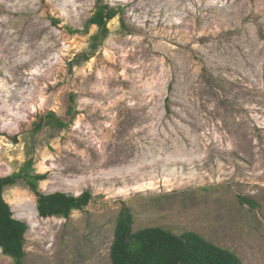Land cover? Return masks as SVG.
I'll list each match as a JSON object with an SVG mask.
<instances>
[{
    "label": "rangeland",
    "instance_id": "obj_1",
    "mask_svg": "<svg viewBox=\"0 0 264 264\" xmlns=\"http://www.w3.org/2000/svg\"><path fill=\"white\" fill-rule=\"evenodd\" d=\"M98 4L118 11L101 39ZM15 173L93 196L43 218L25 178L7 186L25 264H112L124 207L134 231L264 264V0H0V178ZM0 264L16 263L0 248Z\"/></svg>",
    "mask_w": 264,
    "mask_h": 264
},
{
    "label": "trees",
    "instance_id": "obj_2",
    "mask_svg": "<svg viewBox=\"0 0 264 264\" xmlns=\"http://www.w3.org/2000/svg\"><path fill=\"white\" fill-rule=\"evenodd\" d=\"M117 12L116 7L98 4L96 13L89 21V25L96 24L99 27V34L95 35V39L107 37L108 22ZM88 57V54L84 53L78 58ZM45 117H40L37 123L39 127L43 125ZM57 122L60 126L65 125L60 118H57ZM23 178L35 193L37 210L43 218H69L73 211L82 210L93 198L89 190L78 196L64 192L42 193L38 189V182L46 179L44 174L15 173L0 178V248L5 255L13 258L16 264H25V243L29 225L15 217L11 205L4 197V190ZM243 200L252 203L250 199ZM133 223L131 210L124 207L117 219L111 246L112 264H244L236 253L214 244L196 232L176 234L162 227H147L134 231Z\"/></svg>",
    "mask_w": 264,
    "mask_h": 264
}]
</instances>
